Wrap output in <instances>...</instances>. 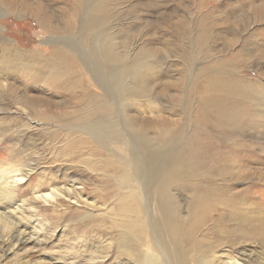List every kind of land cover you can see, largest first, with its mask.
I'll return each mask as SVG.
<instances>
[{
	"label": "bare ground",
	"instance_id": "1",
	"mask_svg": "<svg viewBox=\"0 0 264 264\" xmlns=\"http://www.w3.org/2000/svg\"><path fill=\"white\" fill-rule=\"evenodd\" d=\"M75 1L78 8L87 2ZM0 6V15L5 12L20 18L30 13L52 43L49 55L44 56L0 37V104L24 107L44 126L65 122L67 136L80 135L76 143L93 144L106 153L101 168L115 186L117 248L122 255L135 264H264V197L260 198L264 187V85L232 71L240 62L237 53L204 69L203 86L198 95L192 94L195 100H184V76L176 82H161L155 90L157 65L149 61L152 52L128 61L115 51L114 44L94 38L89 51L82 52L66 37L72 26L65 23L59 31L34 0H0ZM3 30L0 26V34ZM188 53L184 54L186 70L191 68ZM40 60L44 63L39 64ZM42 88L49 98L40 95ZM95 88L102 93L96 94ZM170 90L178 93L168 95ZM64 94L67 103L76 105L70 113L66 111L69 106L61 107L53 100ZM158 94L166 95L172 106L183 104L181 118L173 121L162 115L152 118L130 113L138 108L137 100L155 101ZM146 102L143 104L149 109ZM7 112L10 108L0 107V113ZM15 114L18 117L0 120V145L7 141L17 146L7 137L22 112ZM192 117L193 123L189 122ZM189 131L192 140L186 147ZM67 147L73 152L74 143ZM88 165L94 168V164ZM69 174V170L59 171L60 177L50 179V186L66 180L68 188L51 187L34 198L57 201L75 196L79 202L82 185ZM20 175L9 168L0 171V209L4 210L0 217L14 227L26 223L22 206L15 203L16 188L23 181ZM181 196L189 199L184 214ZM47 226L35 221L32 231ZM29 234L18 228L13 239L23 245L36 239ZM246 246L259 249L260 262Z\"/></svg>",
	"mask_w": 264,
	"mask_h": 264
},
{
	"label": "rangeland",
	"instance_id": "2",
	"mask_svg": "<svg viewBox=\"0 0 264 264\" xmlns=\"http://www.w3.org/2000/svg\"><path fill=\"white\" fill-rule=\"evenodd\" d=\"M34 3L42 5L59 31L65 23L72 26L66 37L72 39L79 51L88 52L94 38L102 44H114L115 51L128 61L152 52L149 61L157 65L153 73L156 91L161 82H176L184 76L182 99L190 97L194 101L192 94L198 95L203 86V70L219 61L226 62L235 53L240 56V62L232 71L245 80L264 85V0H87L81 8L75 0H34ZM0 26L4 28L0 37L17 42L24 51L49 55L52 43L30 13L16 18L3 12ZM185 51L191 57V68L187 70ZM85 76L93 82L89 74ZM42 89L40 95L49 98V92ZM93 91L102 93L97 88ZM176 92L170 90L167 94ZM53 100L61 107L69 106L66 109L69 113L76 109L74 103H67L66 94ZM137 101L139 106L131 114L143 113L152 118L162 115L173 121L181 118L183 104L172 106L166 95L158 94L155 101ZM145 101H149L146 102L149 109L144 106ZM0 107L10 108L7 114L0 113V120L4 116L18 117L17 110L22 112L12 122V134L7 136L17 146L7 141L0 145V171L9 168L21 174L23 181L16 188L15 203L22 206L21 214L26 220L22 226L14 227L0 217V264H135L117 248L119 216L115 186L107 181V172L101 168L108 158L106 153L96 145L76 143L80 135L67 136L65 122L44 126L24 107L6 106L4 102ZM190 121L193 123V117ZM46 127L50 129L42 130ZM51 134L55 137L51 138ZM191 136L189 131L186 147ZM70 142L74 143L73 152L67 147ZM63 170H69V178L81 183L79 202L76 203L75 196L57 201L34 198L36 194L48 193L51 187L68 188L66 180L50 186V179L60 177L59 171ZM262 189L260 198L264 197ZM179 202L184 214L189 199L181 196ZM2 210L0 214L4 213ZM83 214H89L90 219L83 220ZM35 221L48 226L32 231ZM18 228L36 239L16 244L13 238ZM245 249L253 251L258 258L257 247ZM258 259L260 262V256Z\"/></svg>",
	"mask_w": 264,
	"mask_h": 264
}]
</instances>
